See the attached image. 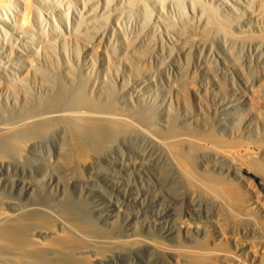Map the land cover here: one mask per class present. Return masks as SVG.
<instances>
[{
  "label": "rangeland",
  "instance_id": "obj_1",
  "mask_svg": "<svg viewBox=\"0 0 264 264\" xmlns=\"http://www.w3.org/2000/svg\"><path fill=\"white\" fill-rule=\"evenodd\" d=\"M50 1H52V0H50ZM54 1H56L58 3V0H53V3L55 4L56 2H54ZM93 1H94V3H93L94 6H95V4L96 5L100 4L99 2H101V1L96 0L97 3H95V0H91V1L89 0L88 1L89 4L87 3V5H86L88 8L87 7H85V8L89 9L90 13L93 12V17L95 16V14H99V15H101L100 18L105 19V20L98 19L99 20L98 21L97 15H96L97 17H95L97 21L94 20L92 17V13L91 14L87 13L88 10H86L84 8L85 9V11H84L83 7L80 6L79 7L80 9L78 8V11L80 13V10H81V12L83 14L82 15L83 19L81 21H79V24H74V26H73L74 27L73 31H75V30L76 31L81 30V32L83 30H84V32L86 31L85 33L80 32L81 35L82 34L83 35H82V37L78 35V38L79 37H81V38H79L77 41H78V43L82 44L81 45V52L83 54L82 67H86L88 69L90 67L89 70H91V71H89L87 73L84 69H83L84 71L81 70L82 68L81 69L75 68L74 73L73 72L69 73L66 66L61 64L62 62L60 63L57 59H55L53 57V61L55 62V65L53 62V64H51L49 66H46V67L44 66V69L42 68V66L37 65V68L39 66V68L43 69L42 71H40V72H42V74L39 72V70H40L39 68H38L39 73L36 71L37 68H35L31 71L29 76H26L24 73H17L18 75H20V79H19V76H16V73L15 74H9V77H6V76L0 74V76L2 78V79H0V83H2V81L4 80V83H2V85L0 84V90L3 93H5V94L9 93L13 97H18V98L20 96L21 100L23 99V95L27 94L28 98H29L28 100H26L27 102L22 100L21 110L16 111V113L13 115L14 117L12 115H3V118H2V114H0V125L1 126H3L5 123L6 126H8V125L12 126V127H10L12 129L17 127L16 129H14V133L16 132L15 135H13L11 137L9 136L5 139H0V160L4 159V160L14 162V160L16 158L20 157L24 153L23 151H24L25 146L33 143V141H31V139H33L34 143L37 144V146L35 148L36 150L34 152L37 153L36 157L39 158L43 164V166L41 167L42 169L33 170V172L31 174L23 173L22 171L19 172V170L17 171V169L14 166L11 168L12 170L10 169L11 171H10L9 175H10L11 179H18V177L22 178V179H32V181L37 185L33 189V192H32L33 194L32 193L30 195L25 194V193L21 192L19 189L13 191L11 189V185L0 186V191H1L0 192V224H1L0 225V264H102V263H104V264H132V263L133 264H139V263L140 264H190V263L196 264V262H197V264H200L201 262H202L201 264H208V263L209 264H221L217 260V258L222 256L223 255L222 253H224V251H225V246L220 241V234H221V231H222L223 226H224V224H223L224 223V219H223L224 213L226 212L224 210H227L226 206L230 204L232 211L234 210V212H235L234 213L231 211V215H233V217H235V215L238 214V211L235 210L237 203H239L240 200L244 201L247 198H244V196H242V197L240 196V193L238 191V187L235 184H233L231 186L226 185L225 180L223 179L222 175L218 171H208L207 166H206L208 163L209 157H213L214 155L220 153V150L222 149V142L218 138H216L212 133H209V131L206 127V124H207V116H205L206 113H205L204 109L199 110L198 106L195 103V99L191 93L193 88L198 89L199 91H201L200 93L198 92L199 96H201V99H202L201 101L202 102L205 101V92H206L205 90H206V86H207L205 74H207V68H208V64H209L208 63L209 56H208V52H207L206 38H204V36L206 37V35H207L206 29H204L206 27V25H205L206 22H205V19L204 20L202 19L204 17V15L202 14L203 15L202 16L200 14V13H202L203 8L200 7V8H202V9H200L198 7L199 4H197L196 7H198L197 8L198 9V12H197L198 15L195 18V15L190 13L189 9L187 10L183 5L182 6L183 9L185 8L186 10H184V11L182 10L183 14H182V12L180 13L181 10L179 11V13L182 16L184 15V13L186 14V16H183L185 21L183 22V20H182V22H183L182 23L183 25H182L181 19H183V18H181V15L178 13V10L180 8L175 6L174 0H168V1L163 0V2L161 1V3L165 2V4H163V6L160 5V10H161L160 13H158L153 7L150 6V9H148L149 15H147L148 10L143 9L144 6H142L140 3V5L138 7L140 10L139 9L138 10H139V12L141 11L140 12L141 14H143L142 13L143 11L144 12L147 11L146 15L149 17V16H151L150 13H152L150 10H152V8H153L152 11H154V12L152 14L155 15L157 13L155 15V18H158V17L161 18L162 17L163 20L165 19L164 23H162L163 21L161 20V22H159V24H160L159 25L156 21L153 22V21H151V19L149 20V18L147 16H145V13L142 16L139 12H136L137 14L132 13V15L128 14L129 16L127 15V13H125L123 15H126V16L123 17L121 14L122 12L120 11L121 13L118 12V14L119 15L121 14L120 17L121 16L122 17L120 19L123 18L122 19L123 22L122 21L118 22L119 15L116 12H114L113 13L114 15H115V13L117 14L116 15L117 19H115V16L112 15V13L108 12V14H111V16H113V18L111 16H109L107 14V12L105 11V9L103 8L102 2H101L102 5L100 4V6L99 5L97 6L99 8V10H101V11L98 12L99 11L98 9H96V11H93L94 7L91 6L92 3L90 4V2H93ZM124 1H128V0H124ZM169 1L170 2L173 1V2L170 3ZM177 1L178 0H176V2ZM203 1L205 2V0H200L201 3H203ZM61 2L64 3L65 0L64 1L62 0ZM67 2L69 3V0ZM67 2L64 3L65 5L64 4L63 5L62 4L61 5L55 4L56 8L58 10L60 9L62 11L64 9L63 12H65L66 8L69 10L70 5H71V1L69 4H67ZM120 2H121V0H120ZM178 2L180 3V5ZM178 2L176 3V5L181 6L182 5L181 0ZM118 3H119V1L117 0L116 4L119 5ZM166 3L169 5V7ZM172 3H174V4H172ZM66 4L68 6H66ZM170 4H172L174 6L172 7V5H170ZM88 5H90V6H88ZM60 6L63 7V9ZM199 6H201V5H199ZM58 7H60V8H58ZM91 7H93V8L91 9ZM163 7L167 10H165V9L162 10ZM166 7H168V8H166ZM176 8H178V10H176ZM102 9L105 12H102L103 11ZM172 9L173 10L175 9L174 11H176V12H174ZM165 11H166V13H165ZM186 12L191 14V17H190V15H189V17L191 18L192 21L186 20V19H189V17H187L188 14ZM138 13L141 17H139ZM174 13H176V14H174ZM88 14L91 15L92 20L90 18V15H88ZM104 14H107V16H109L110 18L107 17L106 15H105L106 16L105 17ZM164 14H165V16H164ZM80 15H81V13H80ZM174 15H177V16H174ZM178 15H180V16H178ZM169 16L172 17L170 20H169V18H167ZM199 16L202 17L201 18L202 20H199L200 19ZM132 17H133V19L134 18L135 19L132 20ZM144 17L148 18L147 21L144 20ZM173 17L174 18L176 17L177 20L176 19L174 20ZM87 18L88 19L90 18L89 21ZM178 18H179L180 22H179ZM193 18H195V20H193ZM106 19H107L108 23H106L107 22ZM111 20H113V21L111 22ZM135 20H136V23H134ZM139 20L141 22L145 21L144 23H146V24L138 23V22H140ZM31 21L34 22V24L38 23V25L36 24V26H37L36 27L37 29L35 28L36 30L40 29L41 27L44 28V24H42L43 26L40 27L41 24L39 25V23H41V22H39V21L35 22V20H33V19ZM87 21H88V23H87ZM116 21L119 25L116 23ZM150 21H151V23L153 22L152 24H154V23L158 24L159 27L156 26V27H158V28H156L155 24H154V26H152V28H151V24L149 23ZM84 22L86 24H84ZM109 22H111L110 23L111 28H108L109 29V31H108L106 26L110 27ZM120 22H122V23H120ZM129 22H132V23H129ZM190 22H192V23H190ZM47 23H49V24H47ZM47 23L45 24V26H46L45 28H47V29H45V28L44 29L48 30V31L50 30L48 32L49 33L48 37L50 36L49 37L50 39L52 37L59 39L57 37L58 34H56L55 31L54 32L52 31L54 29L51 30V28H50V26H52V23L51 22H47ZM81 23L84 25L82 26ZM124 23H125V25H124ZM195 23L197 24L196 25L197 27L194 26ZM105 24H106V26H105ZM129 24H131V25H129ZM136 24L137 25L139 24V25L137 26ZM179 24H180V27H182V28L179 27ZM47 25H48V27H47ZM85 25L90 27V29H92L93 31H90V29H88V31L85 30L86 28H88V27H85ZM143 25H145L146 27L145 26L143 27ZM199 25L201 26V28L203 30L201 28H199L200 30H198ZM77 26H79V28ZM80 26L82 27L83 30L80 28ZM92 26H94L93 28L98 27L96 29L97 33L94 31L95 29L91 28ZM100 26H105V27H103V29H101L102 27H100ZM118 26L123 27L122 28L123 31L125 33H128V35H126V36H128L127 38H129V41L127 38H124V37H126V36H124L125 33L123 34V31L121 32V29ZM149 26L151 29L149 28ZM160 26H162L161 29H160ZM190 26H194V29H191ZM114 27L117 29H113ZM76 28H78V30ZM104 28H105V30H104ZM185 28H187V30ZM98 29H100L99 31H101V37H100V33H98L99 31H97ZM156 29H157V32H155ZM159 29L162 30L163 32H161ZM184 29L186 30V32ZM188 29H189V31H188ZM195 29H196V31H195ZM110 30H114L116 32L114 33V31H110ZM91 32L96 37H94ZM102 32H104L105 34ZM159 32L161 33V36L159 35L160 34ZM78 33L79 32H77V34ZM89 33L92 34V35L90 34L91 37L89 36ZM166 33L170 34L171 36L173 35L172 37L176 38L175 40H178V43H176V44H172L170 42H169L170 44L167 43L168 41L164 40V39H166V37H165ZM191 34H193L192 36L195 35L194 38L199 37V39L200 38H202V39H200V41H199V39L197 40L196 38H195V40H193V37H192V39L189 38L191 40L188 41L187 37H189L188 35H190V37H191ZM92 36L94 38L93 42H92V39H93ZM162 36H164V38H160ZM185 36H187V37H185ZM49 38H48V40H49V43L51 44L50 54L55 55L56 52L53 50L56 49V50L60 51L62 49L61 41L54 39V38L52 39L53 40L52 41ZM88 38H90L91 40L90 39L88 40ZM99 39H100V41H99ZM102 40H103V42H102ZM126 40H127V42H126ZM180 40L182 41L181 42L182 44L179 43ZM54 41L56 42V44ZM71 41H73L72 45L75 46L76 41H74V40H71ZM71 41H69V44H71ZM195 41H196V43H195ZM197 41H198V43H197ZM201 41H202V43H201ZM85 42H86V44H85ZM88 42H89V45L87 44ZM93 43H94V45L96 44L95 45L96 47L93 46ZM127 43H128V45H127ZM167 44L170 45L171 47H169ZM183 44H185V45H183ZM197 44L199 45L200 48L198 47ZM200 44H202V45H200ZM189 45L192 46L191 49H190ZM97 46H98L99 50H101V51L98 52ZM184 46H186V47H184ZM176 48H177V50H176ZM93 49H95L97 51H93ZM52 51L55 53H53ZM178 52L181 55H179ZM192 52H193V54H192ZM204 52H206V53H204ZM198 55L201 58V60L198 57ZM200 61H201V64H200ZM194 62H196V66H195ZM203 62H204V65H203ZM176 63H177V66H176ZM200 65H202V66H200ZM54 66H56V67H54ZM171 66L174 68H172ZM76 69L79 71H76ZM171 69H173V70H171ZM175 69H176V71H175ZM34 70L36 71V73ZM44 70L45 71L47 70L49 75H48L47 71L45 72L47 74H44L43 73ZM49 71L52 73L50 74ZM194 71H197L199 73L194 72ZM216 71H218V73ZM67 73L73 74L72 76L75 78V81H73V82L67 81L64 78V75ZM215 73L220 74L219 70L216 68H215ZM43 74H44V76H43ZM192 74H194V75H192ZM40 75H42L43 78H41ZM50 75H53V78L51 77V79H50ZM55 75H57V79H56ZM21 76H22V78H21ZM192 76H194V78ZM11 77H12V79H13V77H15V79H13V81H12V79H10ZM91 77H92V79H91ZM105 77H107V78H105ZM76 78L78 79L77 81H76ZM16 79L19 80L18 83H16L17 82ZM108 79L111 80V82L106 81ZM20 80H21V82H20ZM46 80L47 81L50 80L49 81L50 83L47 82ZM80 80H81V83H80ZM9 81L11 82V84L9 83ZM24 81H26V84H24ZM195 81H197V82H195ZM200 82H202V83H200ZM19 83H21V84H19ZM28 83L29 84L31 83L30 84L31 86L30 85L27 86ZM92 83H95L96 85H93ZM190 83L193 86L195 83L196 87L190 86ZM7 84H9L10 87ZM43 84H44V86H48V90L47 89L40 90V87H43L42 86ZM76 86H78V87H76ZM81 86H82V88H81ZM102 86H104V87H102ZM72 88H74V89H72ZM87 89H90L92 92L90 90L88 91ZM72 90L75 93H73ZM33 91H35V94ZM78 91L84 92V93H80V95H79ZM15 94H16V96H15ZM74 94L76 96H74ZM62 96H63V98H62ZM136 96L140 97V102H139V100H137ZM165 98H167V99H165ZM187 98H188V100H185ZM33 99H35V100H33ZM39 99H41V100H39ZM83 101H85V102L83 103ZM134 102H136V104ZM187 102H188V104H186ZM151 103L163 104L168 109L169 113L168 112L162 113L161 111H160L161 114L157 113V111L153 107H151ZM179 103L181 104V106H179L180 105ZM37 104H38V106H37ZM100 104H101V106H100ZM45 106H47V107H45ZM174 106H176V107H174ZM30 107H31V109H30ZM39 107H40V109H39ZM36 110L38 112H36ZM42 110H43V112H41ZM45 110H47V111H45ZM48 110H49V112H48ZM95 110H97V111H95ZM173 110L176 111L175 112L176 114L174 113ZM83 111L84 112L86 111L85 114L86 115L88 114V115L87 116L84 114L82 115L81 113H84ZM91 111L93 113L95 112L96 116H95V113H94V115L91 114L92 113ZM62 112H64L65 114ZM192 112H193V115H192ZM53 113H55V114L58 113V116H60L61 114L62 115L64 114V118L61 115L62 117L60 116V118H56V119L51 118L50 120H47V121L44 119V118L52 117ZM59 113H61V114H59ZM74 113L75 114L77 113V115L74 116ZM38 114H40L41 117H43L44 121L42 120L41 117L39 118ZM42 114L44 116L49 115V114H52V115L51 116L49 115L48 117H46V116L44 117ZM55 114L53 116L57 115V114L56 115ZM69 114L72 116V118ZM97 114H101L104 116L99 115V117H97ZM115 114H117V115H115ZM22 115L24 116L25 119L22 118L23 117ZM36 115L38 117H35ZM91 115H93V116H91ZM105 115H107V116H105ZM15 116H17V117H15ZM84 116H85V118L83 119ZM100 116L102 118H100ZM114 116L116 118H114ZM117 116H121V117L117 118ZM34 117L37 119H34ZM93 117H94V119H93ZM106 117H108V118H106ZM32 118L35 120L34 121L35 123L33 125L35 127H33V126H31L32 128L27 127L25 125V123H27L26 121H28L29 119H32ZM62 118H63V120H62ZM77 118L80 120H77ZM119 118L126 119V120L124 122V120H121ZM40 119H41V121H40ZM64 119H66L65 120L66 122L64 121ZM57 120L59 122H57ZM127 120H129L130 122ZM22 121L23 122L25 121V123L22 124L21 123ZM37 121H38V123H37ZM49 121H50V123H49ZM62 121L65 125L62 123ZM86 121H89V122H86ZM109 121H111V122H109ZM115 121H116V123H115ZM118 121H119V124H118ZM158 121H159V123H158ZM71 122H73V123H71ZM131 122H132V124H131L132 126L130 125ZM19 123H21V125ZM126 123H128V126H126L127 125ZM17 124H19V125H17ZM59 124L61 125V127L59 126ZM13 125H15V126H13ZM110 125H113V126H110ZM119 125H121L123 129ZM123 125H124V127H123ZM164 125H167V126H164ZM191 125H193V126H191ZM18 126L19 127L21 126V127L19 128ZM54 126H55V128H54ZM77 126H78L79 130H81V131L78 130ZM89 126H91V127H89ZM133 126H135V127H133ZM58 127H60V128H58ZM125 128H126V131H125ZM136 128H138V129H136ZM141 128H142L143 132L140 131ZM168 128H170V129H168ZM19 129H21V130H19ZM44 129H47V130H44ZM131 129H133L132 130L133 132L130 131ZM16 130H18V131H16ZM28 130L32 131L33 133L28 131ZM35 130H37V131L35 132ZM51 130H53V131H51ZM137 130L139 133L136 132ZM43 131H44V133L46 131V133L45 134L42 133ZM63 131L64 132L67 131V133H64ZM123 131H125V132L123 133ZM148 131L150 132L149 134H151V135H149V137H148L147 133H145V135L143 134L144 132H148ZM25 132H27V133H25ZM28 132H30V135ZM48 132H50V133H48ZM71 132H74L75 137H74L73 133H71ZM128 132H129V134H128ZM20 133H23V134L20 135ZM54 133H56V135ZM62 133H64V134H62ZM61 134L63 136L65 135V136L62 138ZM95 134L98 137H96ZM195 134L200 135V136L196 137ZM83 135H85V136H83ZM125 135H128V136H125ZM152 135H154V137H152ZM89 136H90V138H89ZM177 136H178V138L179 137L181 138V139L179 138L180 141L177 138ZM155 137H157V139H159L160 142L163 140V142L158 143V140H156ZM174 137L177 139V142H176V139ZM86 138L87 139L89 138V139L87 140ZM190 138H192V139H190ZM144 139L147 140L148 142L144 141ZM166 139H169V140L165 141ZM36 140H38V141H36ZM191 140L193 142H191ZM198 140L202 141V142H198ZM10 141H12V142H10ZM43 141H45V142H43ZM124 141H127L126 144ZM40 142L42 143V146H41ZM46 142L47 143L49 142V143L47 144ZM194 142L197 144H195ZM203 142H205V143H203ZM6 144H7V146H6ZM44 144H46L45 148H44ZM176 144H178V145H176ZM190 144H191V146H189ZM203 144H204V146H203ZM17 145H18V148H17ZM50 145H51L52 149L51 148L48 149ZM173 145H174V147L176 146L175 149H174ZM179 145H180V147H179ZM209 145H211V146L215 145V147L213 146V148H212ZM147 146H148V148H146ZM249 146H250V148L253 149L255 144L250 142ZM40 147L43 149L44 154H43V151ZM118 147H120V148L118 149ZM123 147H124V149H123ZM167 147H168V150H167ZM181 147H183L185 150ZM216 147L218 148L217 151H215ZM155 148H157V149H155ZM191 148L193 150H190ZM202 148H204L205 150ZM21 149H22V151H21ZM145 149L147 150V152ZM153 149H154V151H153ZM19 150H20V152H19ZM120 150H121V152L122 151L124 153L126 152L127 156L124 153L121 154ZM142 150H145V152ZM159 150H161V152H159ZM182 150H184V151H182ZM187 151H188V153H187ZM212 151H214V152H212ZM166 153L168 156H166ZM169 153H172L173 155L171 154L169 156ZM15 154L17 156L18 155L19 156L17 157ZM111 154L114 156H112ZM144 154H145V157H148V159L144 158ZM162 154H163V156H162ZM42 155L44 157H41ZM149 155L150 156L154 155V158H151ZM177 155H179V156H177ZM204 155H205V157H204ZM161 156H162V158L164 157L163 158L164 160L161 159ZM171 156L173 157L174 161H177L178 163L173 162V159L171 160ZM155 157H157L160 160H158ZM184 157H186V158H184ZM192 157H193V159H191ZM167 158H169V159H167ZM55 159H56V161H55ZM85 159H86V161H85ZM182 159H183V161H182ZM135 160H136V162H135ZM157 160H158V162H157ZM167 160H169V161H167ZM126 161H128V163H130L132 165H130L128 167L127 166H121V163L122 162L127 163ZM162 161H164V162H162ZM203 161L205 162V164ZM166 162H167L166 169H165V167L162 169V167L165 166L164 164H166ZM170 162H171V165L169 164ZM175 163L177 165H180V167H178L177 165H176L177 166L176 167ZM182 163H185V164H182ZM187 163H188V166H187ZM197 163H198V165H197ZM160 164H162V165H160ZM168 164H169V167H168ZM156 166H159V167H156ZM253 167L258 169L264 175V164H262L261 166L253 164ZM180 169L183 172L185 171V173H182V171ZM110 170L113 172L114 175L112 174V172ZM172 170L175 172L173 173ZM178 171L180 172V174ZM193 171H194V173H193ZM15 172L17 173V175L15 174ZM49 172H50V174H49ZM118 172L120 173V175ZM186 172L188 173V175ZM123 173H124V175H123ZM160 173H161V176H160ZM163 173H165V174L163 175ZM166 173H168V174H166ZM202 173H204V174H202ZM156 174H157V176H155ZM140 176H143V178ZM173 176H174V178H173ZM156 177H158V178H156ZM191 177L193 178V180H191ZM213 177H214V179H213ZM141 178H142V180H141ZM163 178H165V179L163 180ZM166 179L168 181H165ZM195 180H197L200 183V185L201 184L202 185L200 186L199 183L196 182ZM144 181H145L146 185H144ZM149 181L150 182L152 181V182L150 183ZM174 181H175V183H174ZM186 181H188V182H186ZM107 182H108V184H107ZM113 182L116 184L115 187L113 185H111V184H113ZM206 183H208V184H206ZM136 184H137V186H136ZM141 184H143V185H141ZM193 184H195V185H193ZM41 185H43V186H41ZM160 185H161V187H160ZM163 185H165V186H163ZM220 185H222V187ZM138 186H139V188H138ZM156 186H157V188H156ZM189 186H191V187H189ZM168 187L171 188V190H169ZM212 187H214V188H212ZM220 187H221V190L219 189ZM228 187H230V188H228ZM193 188L195 189L194 193H193ZM166 189H168L169 191ZM34 190H36V191H34ZM155 190H157L158 192ZM172 190H173V192H172ZM199 190H200V193H199ZM221 191H222V193H221ZM125 192L127 193L128 196H132V197H136V198L140 199L141 201L144 202V204H141V203L135 204L133 201L126 200L124 198V195H123ZM195 192H197V194ZM204 192H205V194H204ZM211 192H213V193H211ZM191 194H192L193 198H195V199L190 200V199H192ZM193 194L195 195V197ZM212 195H213V197H212ZM226 195H228V196H226ZM235 196L238 198H236ZM144 197H146V199ZM4 198H6V199H4ZM205 198H206V200H204ZM217 198H219V199H217ZM110 199L113 201L115 200L114 201L116 203L115 207L110 206L108 204V200H110ZM208 200H210L209 203H208ZM223 200L225 202H223ZM12 201H13V203H16V204L19 203V204H17L18 210L15 211L13 209H9L10 207H8V202H12ZM162 201H164V202H162ZM184 203H186V204H184ZM224 203H226V204H224ZM209 204H210V206H209ZM38 205L42 208L40 209V207H38ZM165 205H167V206H165ZM120 207H122L123 210ZM206 208L208 210V213H206L207 212ZM221 208H222V210H221ZM6 209H8V210H6ZM183 209L185 210V212ZM140 210H141V212H140ZM188 210H190V211L188 212ZM118 211H122V212L119 214ZM103 213H108L109 215H106V214L103 215ZM138 213L140 216L138 215ZM190 214H192V216ZM168 215L171 216L172 218L170 219V217ZM177 215H179V216H177ZM212 215L214 216L213 218H212ZM220 215H222L223 217ZM195 216H197V218ZM199 216H200V218H199ZM146 217H148V218L146 219ZM210 217L212 220L210 219ZM60 221H62V222H60ZM155 221H157L156 225H155ZM220 221H223L222 225H221ZM24 223H26V224H24ZM197 223H199V224L201 223V225H199ZM53 224H55V225H53ZM64 226L67 229L66 231H64L65 230ZM174 227H176V228H174ZM192 227H194V229ZM204 227H206V228H204ZM31 228H32V230H31ZM139 228H140V230H139ZM185 228H189V229H185ZM205 229H207V230H205ZM217 229H218V231H217ZM186 230H188V232ZM33 231H34V233H33ZM40 231L42 232V234ZM55 231H59V232H55ZM51 232H53V233H51ZM70 232H72V234ZM20 234H22V236ZM43 234H44V236H46V238L43 236ZM190 235H192V236H190ZM4 236H6V237H4ZM2 237H4V238H2ZM38 237L41 240L42 244H41L40 240L38 239ZM200 239H202V240H200ZM214 239H215V241H214ZM72 240L73 241L75 240V241L73 242ZM59 241H62V242H59ZM26 242H28V243H26ZM57 242H59V243H57ZM1 244H4V245L1 246ZM56 244L58 247H55ZM202 244L204 245V247ZM208 244H210V245H208ZM205 245H208V247ZM212 245H213V248L209 247ZM20 248L23 250H21ZM26 248H27V250H25ZM38 249H39V251H38ZM30 250H31V252H29ZM176 254H178L180 256H177ZM182 254H183V256H182ZM25 255H27V256H25ZM45 255H47V256H45ZM179 257H181V259ZM169 258H170V260H169ZM177 258H179V261H177ZM183 258L185 260H182ZM199 258H201V259H199ZM116 259L119 261H117ZM188 259H189V261H188ZM200 260H203V261H200ZM14 261H16V262H14ZM17 261H18V263H17ZM101 261H103V262H101ZM186 261H188V263Z\"/></svg>",
  "mask_w": 264,
  "mask_h": 264
},
{
  "label": "bare ground",
  "instance_id": "obj_2",
  "mask_svg": "<svg viewBox=\"0 0 264 264\" xmlns=\"http://www.w3.org/2000/svg\"><path fill=\"white\" fill-rule=\"evenodd\" d=\"M62 0H58V3L56 1L55 4L56 5H63L65 2H67L65 0L64 3L61 2ZM64 1V0H63ZM71 1V5H70V9L67 10L65 9V12L63 7H61L63 9L62 10H58L56 8V5L53 3V0L50 1V0H0V74L6 76V77H9V74H15L16 73V76H19V79H20V75H18L17 73H24L26 76H29L31 71L35 68H37V65L39 66H42V68L44 69V66H49L51 64H53V57L55 59H57L61 64H63L64 66H66L67 70L69 73H74L75 72V68H82L81 70H85L87 73L91 70L90 67L89 69L86 68V67H82V59H83V54L81 52V45L80 43H78V39L82 37L81 33L84 32V30L82 29V27L80 26V28L83 30L81 32L80 31H73L74 29V24H79V21H81L83 19L82 17V12L80 10V13L78 11V8L81 6L83 7V9L85 7H87V3L89 0H69V3ZM91 1V0H90ZM98 1H101L103 3V8L105 9V11L109 13H112V15H114L113 13L116 12L118 14L121 13L122 16H126V15H123L125 13H127V15L131 14L132 13H136V12H139V5L141 3L143 7V9H150V6L153 7L158 13L161 12L160 10V5L163 6L164 3H161V1L163 2V0H128V1H124V0H118L119 1V5H117V0H98ZM113 3H112V2ZM164 1H168V0H164ZM180 1V0H178ZM177 1V2H178ZM101 2H99L101 4ZM116 2V3H115ZM139 4H138V3ZM170 2V1H169ZM173 2V1H171ZM170 2V3H171ZM176 0H174V3H175V6H177L178 8H180L178 10V8H176V10H178V13L180 11V13L182 12L183 14V11L184 10H188L189 9V12L194 14L195 15V18L197 17V12H198V7H202L203 10H202V13H200L201 15L203 14L204 17L202 18L201 16H199V20H204L205 19V25L206 27L204 29H206V32H207V35L206 37L204 36V38H206V45H207V52H208V56H209V61H208V68H207V74H205L206 76V92H205V101L202 102L201 100V96H199V93L201 91H199L198 89L196 88H193L192 90V95L195 99V103L196 105L198 106L199 110H202L204 109L205 111V116H207V124H206V127L209 131V133H212L216 138H218L221 142H222V149L220 150V153L219 154H216L214 155L213 157H209V160H208V163H207V169L208 171H218L223 179L225 180L226 182V185H233L235 184L237 187H238V191L240 193V196H244V198H247L246 200L242 201L240 200L239 203H237V206H236V209L238 211V214L235 215V217H233V215H231V206L230 204L227 205V210H224L226 211L224 213V226H223V229L221 231V234H220V241L222 242V244L225 246V251L224 253H222L223 255L218 257L217 260L221 263V264H264V175L263 173H261L258 169H256L255 167H253V164H256L258 166H261L262 164H264V0H205V2L203 1V3L200 2V0H181V6H178L176 5ZM183 2V3H182ZM67 2V4H69ZM92 3L91 6V9L93 8V11H96V9L99 10V8L97 7L98 5L100 6V4L94 6V1L93 2H90V4ZM95 3H97V1L95 0ZM143 3V4H142ZM172 3V4H174ZM179 3V2H178ZM66 4V6H68ZM89 4V3H88ZM167 4V3H166ZM170 4V5H172ZM197 4L201 5L198 7ZM203 4V5H202ZM65 5V4H64ZM102 5V4H101ZM168 5V4H167ZM166 5V6H167ZM180 5V3H179ZM186 8L183 9V6ZM90 6V5H88ZM174 5H172L173 7ZM58 7V8H60ZM96 7V8H95ZM141 7V6H140ZM165 7V6H164ZM162 8V10H164L165 8ZM169 7V5H168ZM166 7V8H168ZM171 7V8H172ZM182 7V8H181ZM88 8V7H87ZM101 8V7H100ZM152 8V10H153ZM200 8V9H202ZM80 9V8H79ZM82 9V10H83ZM86 9V8H85ZM84 9V11H85ZM95 9V10H94ZM139 9V10H138ZM88 10L87 13H90L89 12V9H86ZM103 10V9H102ZM138 10V11H137ZM150 10L152 13L154 11ZM167 10V9H165ZM169 10V9H168ZM173 10V9H172ZM175 10V9H174ZM173 10V11H174ZM183 10V11H182ZM91 11V10H90ZM101 10H99L98 12H100ZM104 10L102 12H105ZM121 11V12H120ZM143 11V10H142ZM97 12V13H98ZM141 12V11H140ZM139 12V13H140ZM147 12V11H146ZM146 12H142L143 14L145 13V16L149 15V10L147 12V15H146ZM164 12V11H163ZM176 12V11H174ZM188 12V11H187ZM186 12V13H187ZM201 12V11H200ZM84 13V12H83ZM92 13V17H93V12ZM90 13V14H91ZM115 13V19H117L116 17V14ZM138 13V15H139ZM150 13L151 16H147L149 18V20L151 19V21H156L158 24L159 22H161V20L163 21L162 23H164V20L163 18L161 17H158V18H155V15L157 14H152ZM166 13V11H165ZM168 13V12H167ZM170 13V12H169ZM179 13V14H180ZM88 14V15H90ZM95 14V13H94ZM101 14V13H100ZM103 14V13H102ZM107 14H104V16ZM120 14V15H121ZM137 14V13H136ZM141 14V13H140ZM143 14H141L143 16ZM176 14V13H174ZM189 17H191V14L187 13ZM87 15V16H88ZM97 20L98 19H101V20H105V19H102L100 18L101 15L99 14H95V16L93 17L94 20H96L95 17H97ZM109 16H111V14H108ZM119 15V14H118ZM119 15V21H122V19H120ZM128 15V16H129ZM153 15V16H152ZM181 15V14H180ZM178 15V16H180ZM202 15V16H203ZM105 16V17H106ZM107 16V17H109ZM135 16V15H134ZM133 16V17H134ZM165 16V14H164ZM171 16V15H170ZM167 17L169 18V20L172 18V17ZM174 16H177V15H174ZM183 16H186V14L184 13ZM183 16L181 15V18H183ZM104 17V18H105ZM113 18V16H111ZM132 17V20H134ZM138 17V16H137ZM139 17H141L139 15ZM145 18L144 17V20L147 21L148 18ZM189 17V19H186L187 21H190L191 18ZM194 17V16H193ZM90 18H91V15H90ZM89 18V19H90ZM110 18V17H109ZM108 18V19H109ZM111 18V19H112ZM126 18V17H125ZM174 18V17H173ZM180 18V19H181ZM186 18V17H185ZM195 18H193V20H195ZM202 18V19H201ZM35 20V22L39 21L41 23H39L40 27L43 26L42 24H44V28L46 27L45 24L47 22H51L52 23V26H50L51 30L53 32L55 31L57 35V38H54L52 37L51 39L48 37V30H45L47 28H43V27H39L40 29L36 30L37 26L36 24L38 25V23L34 24V22H32L31 20ZM88 19V18H87ZM88 19V21H89ZM114 19V20H115ZM139 19V18H138ZM176 19V17L174 18V20ZM92 20V18H91ZM96 20V21H97ZM131 20V19H130ZM143 20V19H142ZM148 20V21H149ZM167 20V19H166ZM177 20V19H176ZM179 20V18H178ZM185 21L184 18L181 19V24L183 23L182 22ZM85 21V20H84ZM87 21V23H88ZM95 21V22H96ZM99 21V20H98ZM107 21V19H106ZM110 21V20H109ZM113 20H111L112 22ZM140 21V20H139ZM145 21H140L138 23H143V24H146L144 23ZM151 21L149 22L151 24V28L152 26H154V24L151 23ZM192 21V20H191ZM198 21V20H197ZM83 22V21H82ZM86 22V21H85ZM84 22V24H86ZM103 22V21H102ZM101 22V23H102ZM109 22V25L110 23ZM123 22V21H122ZM120 22V23H122ZM125 22V21H124ZM176 22V21H175ZM180 22V20H179ZM200 22V21H199ZM203 22V21H202ZM90 23V22H89ZM93 23V22H92ZM105 23V22H104ZM108 23V21L106 22ZM117 23V21H116ZM129 23H132V22H129ZM136 23V20L135 22ZM133 23V24H134ZM148 23V22H147ZM148 23V24H149ZM174 23V22H173ZM192 23V22H190ZM194 23V22H193ZM197 23V22H196ZM195 23L194 26H196L197 24ZM49 24V23H47ZM82 24V23H81ZM82 24V26L84 25ZM91 24V23H90ZM96 24V23H95ZM118 24V23H117ZM149 24V25H150ZM158 24H155V27L158 26ZM176 24V23H175ZM188 24V23H187ZM186 24V25H187ZM201 24V23H200ZM51 25V24H50ZM88 25V24H87ZM87 25H85V27H88ZM99 25V24H98ZM119 25V24H118ZM121 25V24H120ZM123 25V24H122ZM125 25V23H124ZM131 25V24H129ZM137 25V24H136ZM135 25V26H136ZM139 25V24H138ZM137 25V26H138ZM160 25V24H159ZM166 25V24H165ZM169 25V24H168ZM183 25V24H182ZM190 25V24H189ZM202 25V24H201ZM204 25V24H203ZM91 26V25H90ZM96 26V25H95ZM106 26V24H105ZM105 26H100L102 27L101 29H103V27ZM134 26V27H135ZM142 26V25H141ZM145 25H143L144 27ZM148 26V25H147ZM177 26V25H176ZM194 26H190L191 29H194ZM48 27V25H47ZM79 28V26H77ZM94 26H92L91 28H93ZM120 29H121V32L123 31V27L121 26H118ZM125 27V26H124ZM146 27V26H145ZM159 27V26H158ZM156 27V28H158ZM162 26H160V29H161ZM179 27H180V24H179ZM185 27V26H184ZM187 27V26H186ZM197 27V26H196ZM195 27V28H196ZM204 27V26H203ZM36 28V29H35ZM78 28H76L78 30ZM98 28V27H97ZM97 28H93L95 29L94 31L96 32V29ZM107 30L109 31L108 28H111V25L110 27H107ZM126 28V27H125ZM124 28V29H125ZM148 28V27H147ZM146 28V29H147ZM150 28V26H149ZM150 28V29H151ZM166 28V27H165ZM182 28V27H180ZM199 28H201V26L199 25L198 27V30H200ZM49 29V28H48ZM85 29V28H84ZM88 29H90V27L86 28L85 30L88 31ZM113 29H117V28H113ZM135 29V28H134ZM142 29V28H141ZM159 29V30H160ZM175 29V28H174ZM179 29V28H178ZM177 29V30H178ZM187 30V28H185ZM184 29V30H185ZM202 29V28H201ZM100 29H98L97 31H99ZM105 30V28H104ZM143 30V29H142ZM185 30V32H186ZM203 30V29H202ZM90 31H93L92 29H90ZM110 31H114V30H110ZM118 31V30H117ZM127 31V30H126ZM146 31V30H145ZM161 32H163L162 30H160ZM179 31V30H178ZM182 31V30H181ZM189 31V29H188ZM196 31V29H195ZM77 32H79L77 34ZM81 32V33H80ZM86 32V31H85ZM84 32V33H85ZM116 31H114L115 33ZM155 32H157V29L155 30ZM184 32V33H185ZM92 33V32H91ZM89 33V36L91 37V34ZM97 33V32H96ZM98 33H100V37H101V31H99ZM104 33V32H102ZM125 32L123 31V34ZM152 33V32H151ZM160 33V32H159ZM91 34V35H90ZM105 34V33H104ZM156 34V33H155ZM199 34V33H198ZM78 35L81 36L78 38ZM85 35V34H84ZM96 35V34H95ZM107 35V34H106ZM105 35V36H106ZM115 35V34H114ZM128 35V33H125L124 36ZM135 35V34H134ZM161 36V33L159 34ZM178 35V34H177ZM185 35V34H184ZM187 35V34H186ZM193 34H191V37L190 35H188L189 37L185 36L188 38V41L192 39L193 37V40H195V38L198 40L199 37H195L192 36ZM88 36V37H89ZM94 36V34H93ZM92 36V38H93ZM104 36V35H103ZM173 36V35H172ZM170 34H167L166 33V41H168L167 43H172V44H176L178 43V40H175L176 38L172 37ZM96 37V36H94ZM99 37V38H100ZM128 36L124 37V38H127ZM154 37V36H153ZM52 40L53 38L54 39H57V40H60L61 41V44H62V49L60 51L58 50H53L55 52V55H51L50 54V47H51V44L49 43V40ZM85 38V37H84ZM98 38V37H97ZM133 38V37H132ZM160 38H164V36L160 37ZM183 38V37H182ZM191 38V39H189ZM87 39V38H86ZM90 38H88L89 40ZM128 41H129V38H127ZM202 39V38H200ZM199 39V41H200ZM71 40H74L76 41L75 42V46L72 45V42ZM91 40V39H90ZM94 38L92 39V42H93ZM163 40V39H162ZM163 40V41H164ZM53 41V40H52ZM69 41H71V44H69ZM100 41V39H99ZM158 41V40H157ZM160 41V40H159ZM203 41V40H202ZM201 41V43H202ZM51 42V41H50ZM55 42V41H54ZM97 42V41H96ZM103 42V40H102ZM127 42V40H126ZM182 41L180 40L179 43H181ZM194 42V41H193ZM52 43V42H51ZM129 43V42H128ZM127 43V45H128ZM163 43V42H162ZM169 43V44H170ZM187 43V42H186ZM185 43V44H186ZM196 43V41H195ZM198 43V41H197ZM54 44V43H53ZM56 44V42H55ZM54 44V45H55ZM59 44V43H58ZM86 44V42H85ZM89 45V42L87 43ZM130 44V43H129ZM165 44V43H164ZM163 44V45H164ZM182 44V43H181ZM183 44V45H185ZM189 44V43H188ZM192 44V43H191ZM87 45V46H88ZM96 45V44H95ZM94 43H93V46H95ZM168 45V44H167ZM187 45V44H186ZM195 45V44H194ZM193 45V46H194ZM198 45V44H197ZM202 45V44H200ZM53 46V45H52ZM85 46V45H84ZM91 46V45H90ZM169 47H171L170 45H168ZM175 46V45H174ZM92 47V46H91ZM96 47V46H95ZM164 47V46H163ZM173 47V46H172ZM186 47V46H184ZM188 47V46H187ZM190 49L192 48V46H190ZM195 47V46H194ZM199 47V45H198ZM86 48V47H85ZM93 48V47H92ZM98 48V46H97ZM96 48V49H97ZM165 48V47H164ZM175 48V47H174ZM196 48V47H195ZM200 48V47H199ZM205 48V47H204ZM59 49V48H58ZM206 49V48H205ZM98 52L101 51L99 50V48L97 49ZM95 49H93V51H97ZM172 50V49H171ZM177 50V48H176ZM183 50V49H182ZM173 51V50H172ZM179 51V50H178ZM192 51V50H191ZM202 51V50H201ZM186 52V51H185ZM196 52V51H195ZM203 52V51H202ZM201 52V53H202ZM179 53V52H178ZM206 53V52H204ZM98 54V53H97ZM193 54V52H192ZM198 54V53H197ZM179 55H181L179 53ZM185 55V54H184ZM204 55V54H203ZM100 56V55H99ZM98 57V56H97ZM199 57V55H198ZM197 57V58H198ZM202 57V56H201ZM207 57V56H206ZM200 58V57H199ZM205 59V58H204ZM201 60V58H200ZM27 63V64H26ZM94 63V62H93ZM195 63V66H196V62ZM174 64V63H173ZM200 64H201V61H200ZM54 65H55V62H54ZM203 65H204V62H203ZM38 66V68H39ZM93 66V65H92ZM176 66H177V63H176ZM202 66V65H200ZM53 67V66H52ZM56 67V66H54ZM172 67V66H171ZM38 68L36 69V71L38 72ZM42 68H39V72L42 71L43 69ZM174 68V67H172ZM180 68V67H179ZM215 68L219 70L220 74H216L215 73ZM46 69V68H45ZM48 69V68H47ZM54 69V68H53ZM83 70V71H84ZM173 70V69H171ZM35 71V70H34ZM35 71V73H36ZM47 71V70H46ZM45 70L43 71L44 74H47L45 73L46 72ZM55 71V70H54ZM57 71V70H56ZM65 71V70H64ZM76 71H79L76 69ZM176 71V69H175ZM38 72V73H39ZM50 72V71H49ZM194 72H197V71H194ZM218 73V71H216ZM42 74V72H40ZM52 72H50L51 74ZM65 74L64 75V78L69 81V82H73L75 81V78L72 76L73 74ZM199 73V72H197ZM196 73V74H197ZM8 74V75H7ZM43 74V76H44ZM54 74V73H53ZM79 74V73H78ZM113 74V73H112ZM195 74V73H194ZM192 74V75H194ZM37 75V74H36ZM49 75V73H48ZM47 75V76H48ZM84 75V74H83ZM121 75V74H120ZM199 75V74H198ZM11 76V75H10ZM13 76V75H12ZM41 78L42 75H40ZM56 76V79H57V75ZM82 76V75H81ZM91 76V75H90ZM89 76V77H90ZM94 76V75H93ZM113 76V75H112ZM197 76V75H196ZM195 76V77H196ZM200 76V75H199ZM203 76V75H202ZM31 77V76H30ZM51 77L53 78V75H50V79ZM132 77V76H131ZM194 78V76H192ZM191 77V78H192ZM18 78V77H17ZM22 78V76H21ZM38 78V77H37ZM49 78V77H48ZM47 78V79H48ZM60 78V77H59ZM78 78V77H77ZM76 78V81L78 80ZM84 78V77H83ZM107 78V77H105ZM115 78V77H114ZM198 78V77H197ZM196 78V79H197ZM0 79L1 76H0ZM12 79V77L10 78ZM13 79H15V77H13ZM12 79V81H13ZM46 79V78H45ZM88 79V78H87ZM92 79V77H91ZM112 79V78H111ZM195 79V80H196ZM17 80V79H16ZM22 80V79H21ZM20 80V82H21ZM85 80V79H84ZM95 80V79H94ZM120 80V79H119ZM200 80V79H199ZM19 80H17L16 83H18ZM23 81V80H22ZM30 81V80H29ZM39 81V80H38ZM43 81V80H42ZM47 81V80H46ZM50 81V80H49ZM47 81V82H49ZM65 81V80H64ZM86 81V80H85ZM101 81V80H100ZM106 81H110L111 80H106ZM191 81V80H190ZM194 81V80H193ZM7 82V81H6ZM28 82V81H27ZM84 82V81H83ZM98 82V81H97ZM103 82V81H102ZM101 82V83H102ZM197 82V81H195ZM204 82V81H203ZM2 83H4V80L2 81ZM2 83H0L2 85ZM9 83L11 84V82L9 81ZM23 83V82H22ZM50 83V82H49ZM57 83V82H56ZM80 83H81V80H80ZM85 83V82H84ZM87 83V82H86ZM89 83V82H88ZM131 83V82H130ZM202 83V82H200ZM21 84V83H19ZM24 84H26V81H24ZM31 84V83H30ZM28 83L27 86L30 85ZM38 84V83H37ZM47 84V83H46ZM53 84V83H52ZM66 84V83H65ZM72 84V83H71ZM90 84V83H89ZM93 85H96L95 83H92ZM9 85V84H7ZM67 85V84H66ZM104 85V84H103ZM118 85V84H117ZM31 86V85H30ZM43 87H40V90H44V89H47L48 90V86H44V84L42 85ZM53 86V85H52ZM65 86V85H64ZM68 86V85H67ZM89 86V85H88ZM91 86V85H90ZM105 86V85H104ZM102 86V87H104ZM190 86L194 87L195 86V83H194V86L191 85L190 83ZM199 86V85H198ZM204 86V85H203ZM10 87V85H9ZM66 87V86H65ZM69 87V86H68ZM67 87V88H68ZM78 87V86H76ZM97 87V86H96ZM196 87V86H195ZM12 88V87H11ZM24 88V87H23ZM30 88V87H29ZM82 88V86H81ZM80 88V89H81ZM198 88V87H197ZM56 89V88H55ZM74 89V88H72ZM124 89V88H123ZM174 89V88H173ZM178 89V88H177ZM37 90V89H36ZM59 90V89H58ZM67 90V89H66ZM84 90V89H83ZM88 91L90 89H87ZM14 91V90H13ZM22 91V90H21ZM32 91V90H31ZM30 91V92H31ZM56 91V90H55ZM82 91V90H81ZM91 91V90H90ZM126 91V90H125ZM181 91V90H180ZM34 94H35V91H33ZM73 93H75L73 90H72ZM92 92V91H91ZM100 92V91H99ZM98 92V93H99ZM182 92V91H181ZM199 92V93H198ZM41 93V92H40ZM48 93V92H47ZM79 95L80 93H84V92H80L78 91ZM94 93V92H93ZM138 93V92H137ZM170 93V92H169ZM183 93V92H182ZM70 94V93H69ZM133 94V93H132ZM131 94V95H132ZM189 94V93H188ZM89 95V94H88ZM100 95V94H99ZM16 96V94H15ZM19 96V95H18ZM74 96H76L74 94ZM83 96V95H82ZM86 96V95H85ZM109 96V95H108ZM189 96V95H188ZM106 97V96H105ZM63 98V96H62ZM75 98V97H74ZM78 98V97H77ZM88 98V97H87ZM107 98V97H106ZM137 100H139L140 102V97L136 96ZM173 98V97H172ZM178 98V97H177ZM28 95L25 94L23 95V101H26L28 100ZM109 99V98H108ZM132 99V98H131ZM167 99V98H165ZM179 99V98H178ZM22 100L20 99V96L19 98L18 97H13L12 95H10L9 93L8 94H5L3 93L1 90H0V114H2V118H3V115H14L16 113V111H20L21 110V107H22ZM35 100V99H33ZM41 100V99H39ZM48 100V99H47ZM83 100V99H82ZM90 100V99H89ZM95 100V99H94ZM110 100V99H109ZM108 100V101H109ZM174 100V99H173ZM185 100H188L185 99ZM113 101V100H112ZM134 101V100H133ZM145 101V100H144ZM193 101V100H192ZM27 102V101H26ZM41 102V101H40ZM51 102V101H50ZM78 102V101H77ZM85 101H83L84 103ZM95 102V101H94ZM106 102V101H105ZM126 102V101H125ZM174 102V101H173ZM36 103V102H35ZM98 103V102H97ZM119 103V102H118ZM136 104V102H134ZM169 103V102H168ZM190 103V102H189ZM193 103V102H192ZM32 104V103H31ZM103 104V103H102ZM172 104V103H171ZM180 104V103H179ZM188 104V102L186 103ZM28 105V104H27ZM41 105V104H40ZM97 105V104H96ZM175 105V104H174ZM192 105V104H191ZM38 106V104H37ZM101 106V104H100ZM137 106V105H136ZM181 106V104L179 105ZM193 106V105H192ZM32 107V106H31ZM30 107V109H31ZM47 107V106H45ZM151 107H153L157 113H160L161 112H168V109L163 105V104H157V103H151ZM176 107V106H174ZM38 108V107H37ZM36 108V109H37ZM97 108V107H96ZM138 108V107H137ZM40 109V107H39ZM42 109V108H41ZM95 109V108H94ZM141 109V108H140ZM173 109V108H172ZM171 109V110H172ZM176 109V108H175ZM44 110V109H43ZM43 110L41 112H43ZM124 110V109H123ZM138 110V109H137ZM191 110V109H190ZM35 111V110H34ZM40 111V110H39ZM47 111V110H45ZM97 111V110H95ZM99 111V110H98ZM161 111V112H160ZM174 111V110H173ZM180 111V110H179ZM203 111V112H204ZM23 112V111H22ZM36 112H38L36 110ZM49 112V110H48ZM82 112V111H81ZM80 112V113H81ZM84 112V111H83ZM92 112V111H91ZM176 111H174L175 113ZM47 113V112H46ZM45 113V114H46ZM51 113V112H50ZM64 113V112H62ZM86 111L84 113H81L82 115H86L85 114ZM90 113V112H89ZM95 113V112H94ZM94 113L92 112L91 114L94 115ZM169 113V112H168ZM44 114V113H43ZM42 114V115H43ZM55 113H53L54 115ZM57 114V115H56ZM55 115L56 116H53L52 114H49L50 116L52 115V117H49V118H44L46 121L47 120H50L51 118H60V116L62 115L61 114L60 116H58V113H56ZM65 114V113H64ZM64 114L62 115L63 118H64ZM176 114V113H175ZM201 114V113H200ZM18 115V114H17ZM25 115V114H24ZM35 115V114H34ZM39 115V118L41 117L40 114ZM49 115H45L46 117H48ZM70 115V114H69ZM77 115V113L75 114L74 113V116ZM81 115V116H82ZM88 115V114H87ZM86 115V116H87ZM91 115V116H93ZM99 115L101 114H97V117H99ZM117 115V114H115ZM170 115V114H169ZM181 115V114H180ZM192 115H193V112H192ZM23 116V115H22ZM44 116V115H43ZM44 116V117H45ZM61 116V117H62ZM71 116V115H70ZM95 116H96V113H95ZM94 116V117H95ZM101 116H104V115H101ZM100 116V118H102ZM107 116V115H105ZM109 116V115H108ZM113 116V115H112ZM156 116V115H155ZM159 116V115H158ZM200 116V115H199ZM5 117V116H4ZM14 117V116H13ZM17 117V116H15ZM27 117V116H26ZM35 117H38L37 115ZM34 119H37L35 118ZM80 117V116H79ZM93 117V119H94ZM110 117V116H109ZM118 117H121V116H117ZM160 117V116H159ZM181 117V116H180ZM24 118V116L22 117ZM31 118V117H30ZM38 118V119H39ZM42 120H43V117H41ZM62 118V120H63ZM72 118V116H71ZM85 118V116L83 117V119ZM88 118V117H87ZM86 118V119H87ZM108 118V117H106ZM114 118H116L114 116ZM113 118V119H114ZM171 118V117H170ZM198 118V117H197ZM7 119V118H6ZM21 119V118H20ZM25 119V118H24ZM33 119V118H32ZM27 119L28 121H26L27 123H25V121L21 122L22 124L25 123V125L27 127H31L34 125V119ZM75 119V118H74ZM105 119V118H104ZM112 119V120H113ZM121 120H125L126 119H122V118H119ZM9 120V119H8ZM33 122H32V121ZM61 120V119H60ZM66 119H64L65 121ZM77 120H80L77 118ZM131 120V119H130ZM157 120V119H156ZM161 120V119H160ZM201 120V119H200ZM19 121V120H18ZM17 121V122H18ZM41 121V119H40ZM39 121V122H40ZM44 121V120H43ZM45 121V122H46ZM52 121V120H51ZM129 121V120H127ZM170 121V120H169ZM197 121V120H196ZM8 122V121H7ZM11 122V121H10ZM16 122V121H15ZM57 122H59L57 120ZM56 122V123H57ZM66 122V121H65ZM81 122V121H80ZM86 122H89V121H86ZM106 122V121H105ZM111 122V121H109ZM113 122V121H112ZM122 122V121H121ZM130 122V121H129ZM156 122V121H155ZM173 122V121H172ZM177 122V121H176ZM21 123H19L21 125ZM38 123V121H37ZM47 123V122H46ZM50 123V121H49ZM52 123V122H51ZM63 123V121H62ZM73 123V122H71ZM116 123V121H115ZM159 123V121H158ZM3 124V123H2ZM17 124V125H19ZM45 124V123H44ZM64 124V123H63ZM75 124V123H74ZM105 124V123H104ZM118 124H119V121H118ZM128 126V123H126ZM132 124V122L130 123V125ZM180 124V123H179ZM194 124V123H193ZM205 124V123H204ZM53 125V124H52ZM58 125V124H57ZM56 125V126H57ZM65 125V124H64ZM82 125V124H81ZM97 125V124H96ZM129 125V126H130ZM171 125V124H170ZM15 126V125H13ZM23 126V125H22ZM59 126L61 127V125L59 124ZM69 126V125H68ZM67 126V127H68ZM71 126V125H70ZM94 126V125H93ZM99 126V125H98ZM103 126V125H102ZM110 126H113V125H110ZM121 126V125H119ZM132 126V125H131ZM140 126V125H139ZM164 126H167V125H164ZM179 126V125H178ZM193 126V125H191ZM12 126H6L5 123L3 126L0 125V139H5L7 137H11L13 135H15L14 133V129L10 128ZM19 127V126H18ZM21 127V126H20ZM19 127V128H20ZM35 127V126H33ZM37 127V126H36ZM58 127V128H60ZM65 127V126H64ZM91 127V126H89ZM95 127V126H94ZM97 127V126H96ZM104 127V126H103ZM124 127V125H123ZM135 127V126H133ZM132 127V128H133ZM137 127V126H136ZM156 127V126H155ZM174 127V126H173ZM176 127V126H175ZM32 128V127H31ZM39 128V127H38ZM45 128V127H44ZM55 128V126H54ZM74 128V127H73ZM78 128V126H77ZM86 128V127H85ZM116 128V127H115ZM122 128V126H121ZM131 128V127H130ZM178 128V127H177ZM34 129V128H33ZM53 129V128H52ZM62 129V128H61ZM66 129V128H65ZM76 129V128H75ZM74 129V130H75ZM81 129V128H80ZM89 129V128H88ZM102 129V128H101ZM106 129V128H105ZM112 129V128H111ZM118 129V128H117ZM123 129V128H122ZM138 129V128H136ZM145 129V128H144ZM158 129V128H157ZM170 129V128H168ZM176 129V128H175ZM201 129V128H200ZM206 129V130H207ZM21 130V129H19ZM27 130V129H26ZM41 130V129H40ZM44 130H47V129H44ZM56 130V129H55ZM69 130V129H68ZM79 130V128H78ZM128 130V129H127ZM133 129H131L130 131H132ZM135 130V129H134ZM18 131V130H16ZM30 131V130H28ZM37 130H35L36 132ZM53 131V130H51ZM81 131V130H79ZM78 131V132H79ZM93 131V130H92ZM117 131V130H116ZM121 131V130H120ZM125 131H126V128H125ZM123 131V133L125 132ZM142 131V128L141 130ZM21 132V131H20ZM32 132V131H30ZM30 132L29 135H30ZM55 132V131H54ZM64 132V131H63ZM84 132V131H83ZM88 132V131H87ZM119 132V131H118ZM117 132V133H118ZM133 132V131H132ZM138 132V130L136 131ZM143 132V131H142ZM165 132V131H164ZM172 132V131H171ZM176 132V131H175ZM27 133V132H25ZM33 133V132H32ZM44 133V131L42 132ZM46 133V131H45ZM44 133V134H45ZM50 133V132H48ZM53 133V132H52ZM60 133V132H59ZM64 133H67L64 132ZM62 133V134H64ZM73 133L74 135V132H71ZM70 133V134H71ZM85 133V132H84ZM89 133V132H88ZM97 133V132H96ZM139 133V132H138ZM145 133L148 134V137L150 132H144L143 134L145 135ZM162 133V132H161ZM173 133V132H172ZM171 133V134H172ZM198 133V132H197ZM196 133V134H197ZM23 134V133H20V135ZM39 134V133H38ZM56 135V133H54ZM61 134V135H62ZM86 134V133H85ZM91 134V133H90ZM129 134V132H128ZM158 134V133H157ZM163 134V133H162ZM161 134V135H162ZM175 134V133H174ZM195 134V135H196ZM203 134V133H202ZM207 134V133H206ZM40 135V134H39ZM48 135V134H47ZM60 135V136H61ZM67 135V134H66ZM72 135V134H71ZM88 135V134H87ZM92 135V134H91ZM98 135V134H97ZM120 135V134H119ZM137 135V134H136ZM28 136V135H27ZM36 136V135H35ZM51 136V135H50ZM65 136V135H64ZM62 135V138L64 137ZM82 136V135H81ZM85 136V135H83ZM96 136V134H95ZM117 136V135H116ZM115 136V137H116ZM125 136H128V135H125ZM143 136V135H142ZM166 136V135H165ZM175 136V135H174ZM180 136V135H179ZM197 136H200V135H196ZM22 137V136H21ZM31 137V136H30ZM41 137V136H40ZM45 137V136H44ZM75 137V135H74ZM79 137V136H78ZM88 137V136H87ZM98 137V136H96ZM124 137V136H123ZM152 137H154V135H152ZM151 137V138H152ZM176 137V136H175ZM174 137V138H175ZM181 137V136H180ZM179 137V138H180ZM187 137V136H186ZM185 137V138H186ZM195 137V138H196ZM33 138V137H32ZM39 138V137H38ZM72 138V137H71ZM90 138V136H89ZM88 138V139H89ZM142 138V137H141ZM156 140H158V143L160 142L159 139H157V137H155ZM154 138V139H155ZM178 138V136H177ZM178 138V139H179ZM183 138V137H182ZM200 138V137H199ZM198 138V139H199ZM20 139V138H19ZM23 139V138H22ZM76 139V138H75ZM79 139V138H78ZM87 139V138H86ZM87 139V140H88ZM93 139V138H92ZM91 139V140H92ZM126 139V138H125ZM143 139V138H142ZM173 139V138H172ZM176 139V138H175ZM181 139V138H180ZM179 139V141H180ZM192 139V138H190ZM203 139V138H202ZM11 140V139H10ZM52 140V139H51ZM83 140V139H82ZM127 140V139H126ZM131 140V139H130ZM162 140V139H161ZM169 139H166L165 141H167ZM174 140V139H173ZM194 140V139H193ZM8 141V140H7ZM15 141V140H14ZM20 141V140H19ZM29 141V140H28ZM31 141H33L32 144H29L30 145H27L25 146L24 148V153L18 157L16 154V156L18 158H16L14 160V162L12 161H8V160H0V186H9L11 185V189L13 191L15 190H20L21 192L25 193V194H28L30 195L32 192H33V189L34 187H36L37 185L32 181V179H22V178H19L18 179H11L10 178V171L12 170L11 168L14 166L17 171L19 170L22 171L23 173H28V174H31L33 172V170H38V169H42L41 167L43 166L42 164V161L37 158V153H35L34 151L36 150V146L37 144L34 143V140L31 139ZM38 141V140H36ZM35 141V142H36ZM53 141V140H52ZM93 141V140H92ZM118 141V140H117ZM144 141H147L144 139ZM153 141V140H152ZM155 141V140H154ZM164 141V142H165ZM172 141V140H171ZM175 141V140H174ZM187 141V140H186ZM189 141V140H188ZM12 142V141H10ZM42 142V141H41ZM40 142V143H41ZM45 142V141H43ZM78 142V141H77ZM125 144L127 141H124ZM148 142V141H147ZM163 142V140L161 141ZM160 142V143H161ZM176 142H177V139H176ZM191 142H193L191 140ZM198 142H202V141H199ZM252 142L255 144L254 148H250L249 146V143ZM15 143V142H14ZM47 143V142H46ZM49 143V142H48ZM47 143V144H48ZM130 143V142H129ZM128 143V144H129ZM152 143V142H151ZM167 143V142H166ZM165 143V144H166ZM195 143V142H194ZM205 143V142H203ZM149 144V143H148ZM155 144V143H154ZM168 144V143H167ZM188 144V143H187ZM197 144V143H195ZM45 145L44 144V148H45ZM159 145V144H158ZM162 145V144H161ZM178 145V144H176ZM183 145V144H182ZM251 145V144H250ZM7 146V144H6ZM13 146V145H12ZM41 146H42V143H41ZM118 146V145H117ZM157 146V145H156ZM163 146V145H162ZM191 146V144L189 145ZM204 146V144H203ZM208 146V145H207ZM211 146V145H209ZM215 147V145H213ZM213 146H211L213 148ZM219 146V145H218ZM5 147V146H4ZM3 147V148H4ZM48 147V146H47ZM121 147V146H120ZM118 147V149L120 148ZM158 147V146H157ZM169 147V146H168ZM168 147H167V150H168ZM174 147V145H173ZM176 147V146H175ZM174 147V149H175ZM180 147V145H179ZM193 147V146H192ZM15 148V147H14ZM17 148H18V145H17ZM41 148V147H40ZM52 149L51 145L49 146L48 149ZM122 148V147H121ZM148 148V146L146 147ZM152 148V147H151ZM166 148V147H165ZM171 148V147H170ZM183 148V147H181ZM190 148V147H189ZM195 148V147H194ZM198 148V147H197ZM13 149V148H12ZM42 149V148H41ZM124 149V147H123ZM138 149V148H137ZM157 149V148H155ZM184 149V148H183ZM204 149V148H202ZM217 147H216V150L217 151ZM146 150V149H145ZM145 150H142L145 152ZM166 150V151H167ZM179 150V149H178ZM185 150V149H184ZM182 150V151H184ZM190 150H193L192 148ZM205 150V149H204ZM22 151V149H21ZM38 151V150H37ZM43 151V149H42ZM50 151V150H49ZM80 151V150H79ZM99 151V150H98ZM114 151V150H113ZM126 151V150H125ZM151 151V150H150ZM154 151V149H153ZM165 151V152H166ZM170 151V150H169ZM174 151V150H173ZM196 151V150H195ZM209 151V150H208ZM20 152V150H19ZM52 152V151H51ZM50 152V153H51ZM140 152V151H139ZM147 152V150H146ZM149 152V151H148ZM152 152V151H151ZM150 152V153H151ZM159 152H161V150H159ZM181 152V151H180ZM204 152V151H203ZM214 152V151H212ZM120 153H124L123 151L121 152L120 150ZM153 153V152H152ZM151 153V154H152ZM173 153V152H172ZM172 153H169V156L172 154ZM178 153V152H177ZM176 153V154H177ZM188 153V151H187ZM192 153V152H191ZM194 153V152H193ZM208 153V152H207ZM217 153V152H216ZM10 154V153H9ZM12 154V153H11ZM20 154V153H19ZM43 154H44V151H43ZM117 154V153H116ZM126 155V152L124 153ZM123 154V155H124ZM147 154V153H146ZM150 154V155H151ZM154 154V153H153ZM159 154V153H158ZM161 154V153H160ZM165 154V153H164ZM175 154V155H176ZM180 154V153H179ZM195 154V153H194ZM198 154V153H197ZM209 154V153H208ZM13 155V154H12ZM41 155V154H40ZM112 155V154H111ZM120 155V154H119ZM149 155V156H150ZM155 155V154H154ZM154 155L150 156L151 158H154ZM173 155V154H172ZM52 156V155H51ZM84 156V155H83ZM114 156V155H112ZM127 156V155H126ZM160 156V155H159ZM163 156V154H162ZM161 156V159L164 160ZM165 156V155H164ZM166 156L167 153H166ZM179 156V155H177ZM176 156V157H177ZM194 156V155H193ZM209 156V155H208ZM15 157V156H14ZM41 157H44L43 155ZM190 157V156H189ZM205 157V155H204ZM50 158V157H49ZM70 158V157H69ZM117 158V157H116ZM144 158H147L148 157H145V154H144ZM157 158V157H155ZM160 158V157H159ZM186 158V157H184ZM200 158V157H199ZM44 159V158H43ZM62 159V158H61ZM108 159V158H107ZM158 159V158H157ZM169 159V158H167ZM173 159V157L171 156V160ZM193 159V157L191 158ZM198 159V158H197ZM117 160V159H116ZM132 160V159H131ZM134 160V159H133ZM138 160V159H137ZM145 160V159H144ZM160 160V159H158ZM157 160V162H158ZM166 160V159H165ZM176 160V159H175ZM178 160V159H177ZM187 160V159H186ZM45 161V160H44ZM56 161V159H55ZM86 161V159H85ZM155 161V160H154ZM169 161V160H167ZM183 161V159H182ZM181 161V162H182ZM194 161V160H193ZM119 162V161H118ZM127 163H124L122 162L121 163V166H130L132 164L128 163V161H126ZM136 162V160H135ZM140 162V161H139ZM146 162V161H145ZM164 162V161H162ZM173 162H177V161H174L173 159ZM185 162V161H184ZM191 162V161H190ZM204 162V161H203ZM86 163V162H85ZM88 163V162H87ZM151 163V162H150ZM178 163V162H177ZM192 163V162H191ZM196 163V162H195ZM140 164V163H139ZM164 164V163H163ZM171 165V162L169 163ZM169 164H168V167H169ZM173 164V163H172ZM182 164H185V163H182ZM205 164V162H204ZM75 165V164H74ZM154 165V164H153ZM162 165V164H160ZM165 166L162 167V169L165 167H167V162L166 164H164ZM177 164L175 163V166ZM198 165V163H197ZM178 167H180V165H177ZM176 166V167H177ZM187 166H188V163H187ZM195 166V165H194ZM109 167V166H108ZM136 167V166H135ZM156 167H159V166H156ZM184 167V166H183ZM137 168V167H136ZM150 168V167H149ZM186 168V167H185ZM188 168V167H187ZM196 168V167H195ZM200 168V167H199ZM11 169V170H10ZM118 169V168H117ZM116 169V170H117ZM138 169V168H137ZM174 169V168H173ZM182 169V168H181ZM180 169V170H181ZM191 169V168H190ZM115 170V169H114ZM184 170V169H183ZM187 170V169H186ZM16 171V172H17ZM111 171V170H110ZM109 171V172H110ZM118 171V170H117ZM127 171V170H126ZM131 171V170H130ZM133 171V170H132ZM182 171V170H181ZM15 172V174L17 175V173ZM18 172V173H19ZM108 172V171H107ZM106 172V173H107ZM112 172V171H111ZM115 172V171H114ZM122 172V171H121ZM145 172V171H144ZM152 172V171H151ZM166 172V171H165ZM172 172L174 173L175 171L172 170ZM179 172V171H178ZM200 172V171H199ZM206 172V171H205ZM119 173V172H118ZM117 173V174H118ZM130 173V172H129ZM146 173V172H145ZM148 173V172H147ZM182 173H185V171ZM187 173V172H186ZM190 173V172H189ZM192 173V172H191ZM194 173V171H193ZM197 173V172H196ZM201 173V172H200ZM199 173V174H200ZM12 174V173H11ZM50 174V172H49ZM113 174V172H112ZM165 173H163L164 175ZM168 174V173H166ZM180 174V172H179ZM204 174V173H202ZM34 175V174H33ZM114 175V174H113ZM120 175V173H119ZM124 175V173H123ZM151 175V174H150ZM154 175V174H153ZM176 175V174H175ZM178 175V174H177ZM185 175V174H184ZM183 175V176H184ZM188 175V173H187ZM191 175V174H190ZM189 175V176H190ZM201 175V174H200ZM28 176V175H27ZM45 176V175H44ZM52 176V175H51ZM157 176V174L155 175ZM160 176H161V173H160ZM159 176V177H160ZM181 176V175H180ZM197 176V175H196ZM205 176V175H204ZM218 176V175H217ZM25 177V176H24ZM143 178V176H140ZM171 177V176H170ZM169 177V178H170ZM182 177V176H181ZM201 177V176H200ZM216 177V176H215ZM219 177V176H218ZM102 178V177H101ZM104 178V177H103ZM141 178V180H142ZM152 178V177H151ZM158 178V177H156ZM174 178V176H173ZM209 178V177H208ZM207 178V179H208ZM147 179V178H146ZM153 179V178H152ZM165 178H163L164 180ZM171 179V178H170ZM178 179V178H177ZM186 179V178H185ZM206 179V178H205ZM214 179V177H213ZM212 179V180H213ZM114 180V179H113ZM121 180V179H120ZM144 180V179H143ZM149 180V179H148ZM159 180V179H158ZM173 180V179H172ZM191 180H193V178L191 177ZM209 180V179H208ZM216 180V179H215ZM108 181V180H107ZM111 181V180H110ZM116 181V180H115ZM165 181H168L167 179ZM184 181V180H183ZM196 182H198L197 180H195ZM120 182V181H119ZM150 182V181H149ZM148 182V183H149ZM152 182V181H151ZM150 182V183H151ZM185 182V181H184ZM183 182V183H184ZM188 182V181H186ZM195 182V183H196ZM204 182V181H203ZM207 182V181H206ZM143 183V182H142ZM162 183V182H161ZM167 183V182H166ZM173 183V182H172ZM175 183V181H174ZM199 183V182H198ZM197 183V184H198ZM65 184V183H64ZM108 184V182H107ZM130 184V183H129ZM133 184V183H132ZM165 184V183H164ZM169 184V183H168ZM191 184V183H190ZM208 184V183H206ZM205 184V185H206ZM44 185V184H43ZM41 185V186H43ZM59 185V184H58ZM113 185L114 187L116 186V184L113 182ZM143 185V184H141ZM144 185L145 184V181H144ZM166 185V184H165ZM163 185V186H165ZM187 185V184H186ZM195 185V184H193ZM200 185V183H199ZM202 185V184H201ZM200 185V186H201ZM219 185V184H218ZM137 186V184H136ZM188 186V185H187ZM186 186V187H187ZM222 187V185H220ZM144 187V186H143ZM161 187V185H160ZM191 187V186H189ZM199 187V186H198ZM208 187V186H207ZM221 187L219 188L221 190ZM226 187V186H225ZM224 187V188H225ZM60 188V187H59ZM125 188V187H124ZM139 188V186H138ZM157 188V186H156ZM164 188V187H163ZM162 188V189H163ZM169 188V187H168ZM195 188V187H194ZM193 188V193H194V189ZM200 188V187H199ZM203 188V187H202ZM206 188V187H205ZM214 188V187H212ZM230 188V187H228ZM114 189V188H113ZM150 189V188H149ZM165 189V188H164ZM217 189V188H216ZM168 190V189H166ZM169 190H171V188H169ZM168 190V191H169ZM206 190V189H205ZM208 190V189H207ZM225 190V189H224ZM36 191V190H34ZM140 191V190H139ZM157 191V190H155ZM175 191V190H174ZM203 191V190H202ZM212 191V190H211ZM216 191V190H215ZM229 191V190H228ZM231 191V190H230ZM1 192V191H0ZM158 192V191H157ZM171 192V191H170ZM173 192V190H172ZM225 192V191H224ZM223 192V193H224ZM104 193V192H103ZM107 193V192H106ZM156 193V192H155ZM197 194V192H195ZM199 193H200V190H199ZM202 193V192H201ZM213 193V192H211ZM219 193V192H218ZM222 193V191H221ZM33 194V193H32ZM141 194V193H140ZM178 194V193H177ZM190 194V193H189ZM188 194V195H189ZM205 194V192H204ZM15 195V194H14ZM24 195V194H23ZM124 198L128 201H133L135 204H144L143 201H141L140 199L136 198V197H132V196H128L127 193L125 192L124 194ZM166 195V194H165ZM174 195V194H173ZM194 195V194H193ZM199 195V194H198ZM207 195V194H206ZM214 195V194H213ZM212 195V197H213ZM224 195V194H223ZM239 195V194H238ZM5 196V195H4ZM163 196V195H162ZM210 196V195H209ZM215 196V195H214ZM228 196V195H226ZM237 196V195H236ZM235 196V197H236ZM11 197V196H10ZM117 197V196H116ZM141 197V196H140ZM149 197V196H148ZM158 197V196H157ZM165 197V196H164ZM175 197V196H174ZM191 197L192 199L190 200H193L195 198H193L192 194H191ZM195 197V195H194ZM3 198V197H2ZM32 198V197H31ZM146 199V197H144ZM155 198V197H154ZM179 198V197H178ZM185 198V197H184ZM208 198V197H207ZM223 198V197H222ZM238 198V197H236ZM6 199V198H4ZM12 199V198H11ZM15 199V198H14ZM13 199V200H14ZM36 199V198H35ZM39 199V198H38ZM148 199V198H147ZM170 199V198H169ZM214 199V198H213ZM212 199V200H213ZM216 199V198H215ZM219 199V198H217ZM221 199V198H220ZM224 199V198H223ZM168 200V199H167ZM184 200V199H183ZM186 200V199H185ZM206 200V198L204 199ZM225 200V199H224ZM223 200V202H225ZM16 201V200H15ZM14 201V202H15ZM19 201V200H18ZM102 201V200H101ZM115 201V200H114ZM113 200H108V204L110 206H113L115 207L116 206V203L114 202ZM171 201V200H170ZM203 201V200H202ZM210 200H208V203H209ZM164 202V201H162ZM235 202V201H234ZM2 203V202H1ZM125 203V202H124ZM166 203V202H165ZM164 203V204H165ZM193 203V202H192ZM195 203V202H194ZM199 203V202H198ZM215 203V202H214ZM221 203V202H220ZM3 204V203H2ZM19 204V203H17ZM16 203H13L12 202H8V207H10L9 209H13V210H18V205ZM36 204V203H35ZM186 204V203H184ZM217 204V203H216ZM226 204V203H224ZM32 205V204H31ZM37 205V204H36ZM131 205V204H130ZM148 205V204H147ZM171 205V204H170ZM177 205V204H176ZM175 205V206H176ZM220 205V204H219ZM233 205V204H232ZM3 206V205H2ZM100 206V205H99ZM124 206V205H123ZM136 206V205H135ZM167 206V205H165ZM210 206V204H209ZM4 207V206H3ZM38 207H40L38 205ZM119 207V206H118ZM163 207V206H162ZM172 207V206H171ZM184 207V206H183ZM197 207V206H196ZM7 208V207H6ZM28 208V207H27ZM37 208V207H36ZM42 207H40L41 209ZM122 209V207H120ZM119 208V209H120ZM198 208V207H197ZM210 208V207H209ZM234 208V207H233ZM26 209V208H25ZM24 209V210H25ZM34 209V208H33ZM140 209V208H139ZM159 209V208H158ZM188 209V208H187ZM192 209V208H191ZM217 209V208H216ZM215 209V210H216ZM8 210V209H6ZM103 210V209H102ZM101 210V211H102ZM123 210V209H122ZM150 210V209H149ZM166 210V209H165ZM184 210V209H183ZM220 210V209H219ZM222 210V208H221ZM50 211V210H49ZM190 210H188L189 212ZM206 213H208V210L206 208ZM213 211V210H212ZM7 212V211H6ZM122 211H118V213L120 214ZM128 212V211H127ZM131 212V211H130ZM136 212V211H135ZM139 212V211H138ZM141 212V210H140ZM185 212V210H184ZM198 212V211H197ZM234 212V210L232 211ZM38 213V212H37ZM109 213V212H108ZM108 213H103V215H109ZM117 213V214H118ZM160 213V212H159ZM180 213V212H179ZM191 213V212H190ZM235 213V212H234ZM40 214V213H39ZM51 214V213H50ZM61 214V213H60ZM203 214V213H202ZM210 214V213H209ZM212 214V213H211ZM7 215V214H6ZM15 215V214H14ZM54 215V214H53ZM139 215V213H138ZM147 215V214H146ZM145 215V216H146ZM160 215V214H159ZM167 215V214H166ZM192 216V214H190ZM200 215V214H199ZM24 216V215H23ZM40 216V215H39ZM42 216V215H41ZM56 216V215H55ZM140 216V215H139ZM138 216V217H139ZM169 216V215H168ZM179 216V215H177ZM182 216V215H181ZM203 216V215H202ZM210 216V215H209ZM222 216V215H220ZM2 217V216H1ZM17 217V216H16ZM43 217V216H42ZM152 217V216H151ZM166 217V216H165ZM170 219L172 218L171 216H169ZM188 217V216H187ZM194 217V216H193ZM197 218V216H195ZM214 216L212 215V218ZM223 217V216H222ZM32 218V217H31ZM34 218V217H33ZM58 218V217H57ZM121 218V217H120ZM144 218V217H143ZM148 217H146L147 219ZM179 218V217H178ZM200 218V216H199ZM2 219V218H1ZM8 219V218H7ZM60 219V218H59ZM105 219V218H104ZM129 219V218H128ZM145 219V218H144ZM150 219V218H149ZM156 219V218H155ZM203 219V218H202ZM211 219V217H210ZM35 220V219H34ZM44 220V219H43ZM42 220V221H43ZM143 220V219H142ZM151 220V219H150ZM212 220V219H211ZM167 221V220H166ZM176 221V220H175ZM203 221V220H202ZM207 221V220H206ZM217 221V220H216ZM215 221V222H216ZM14 222V221H13ZM12 222V223H13ZM62 222V221H60ZM140 222V221H139ZM170 222V221H169ZM186 222V221H185ZM221 222V225H222V222L223 221H220ZM7 223V222H6ZM191 223V222H190ZM217 223V222H216ZM26 224V223H24ZM31 224V223H30ZM35 224V223H34ZM66 224V223H65ZM140 224V223H139ZM147 224V223H146ZM157 224V221H155V225ZM192 224V223H191ZM199 224V223H197ZM1 225V224H0ZM10 225V224H9ZM21 225V224H20ZM44 225V224H43ZM50 225V224H49ZM55 225V224H53ZM184 225V224H183ZM182 225V226H183ZM190 225V224H189ZM201 225V223L199 224ZM198 225V226H199ZM211 225V224H210ZM13 226V225H12ZM25 226V225H24ZM28 226V225H27ZM38 226V225H37ZM40 226V225H39ZM42 226V225H41ZM139 226V225H138ZM180 226V225H179ZM185 226V225H184ZM192 226V225H191ZM19 227V226H18ZM44 227V226H43ZM51 227V226H50ZM58 227V226H57ZM152 227V226H151ZM188 227V226H187ZM190 227V226H189ZM33 228V227H32ZM31 228V230H32ZM62 228V227H61ZM65 230L66 231V227L64 226ZM63 228V229H64ZM176 228V227H174ZM194 229V227H192ZM200 228V227H199ZM206 228V227H204ZM14 229V228H13ZM145 229V228H144ZM185 229H189V228H185ZM192 229V230H193ZM57 230V229H56ZM59 230V229H58ZM140 230V228H139ZM207 230V229H205ZM15 231V230H14ZM36 231V230H35ZM38 231V230H37ZM44 231V230H43ZM74 231V230H73ZM188 232V230H186ZM197 231V230H196ZM218 231V229H217ZM28 232V231H27ZM31 232V231H30ZM41 232V231H40ZM55 232H59V231H55ZM54 232V233H55ZM75 232V231H74ZM183 232V231H182ZM192 232V231H191ZM194 232V231H193ZM26 233V232H25ZM32 233V232H31ZM34 233V231H33ZM45 233V232H44ZM53 233V232H51ZM72 234V232H70ZM135 233V232H134ZM201 233V232H200ZM209 233V232H208ZM5 234V233H4ZM37 234V233H36ZM42 234V232H41ZM58 234V233H57ZM162 234V233H161ZM183 234V233H182ZM188 234V233H187ZM14 235V234H13ZM22 236V234H20ZM31 235V234H30ZM35 235V234H34ZM48 235V234H47ZM53 235V234H52ZM69 235V234H68ZM206 235V234H205ZM7 236V235H6ZM4 236V237H6ZM19 236V235H18ZM17 236V237H18ZM20 236V237H21ZM24 236V235H23ZM44 236V234H43ZM192 236V235H190ZM211 236V235H210ZM2 237V238H4ZM35 237V236H34ZM46 238V236H44ZM48 237V236H47ZM62 237V236H61ZM206 237V236H205ZM204 237V238H205ZM1 238V239H2ZM32 238V237H31ZM71 238V237H70ZM78 238V237H77ZM193 238V237H192ZM39 239V237H38ZM49 239V238H48ZM63 239V238H62ZM134 239V238H133ZM142 239V238H141ZM212 239V238H211ZM26 240V239H25ZM24 240V241H25ZM34 240V239H33ZM40 240V239H39ZM46 240V239H45ZM44 240V241H45ZM68 240V239H67ZM143 240V239H142ZM182 240V239H181ZM202 240V239H200ZM2 241V240H1ZM73 241V240H72ZM75 241V240H74ZM73 241V242H74ZM205 241V240H204ZM215 241V239H214ZM41 242V240H40ZM59 242H62V241H59ZM57 242V243H59ZM181 242V241H180ZM184 242V241H183ZM202 242V241H201ZM207 242V241H206ZM2 243V242H1ZM6 243V242H5ZM22 243V242H21ZM28 243V242H26ZM30 243V242H29ZM52 243V242H51ZM81 243V242H80ZM141 243V242H140ZM198 243V242H197ZM209 243V242H208ZM216 243V242H215ZM8 244V243H7ZM14 244V243H13ZM35 244V243H34ZM42 244V242H41ZM45 244V243H44ZM63 244V243H62ZM4 245V244H1V246ZM32 245V244H31ZM53 245V244H52ZM77 245V244H76ZM144 245V244H143ZM203 245V244H202ZM210 245V244H208ZM208 245H205L208 247ZM43 246V245H42ZM50 246V245H49ZM153 246V245H152ZM23 247V246H22ZM39 247V246H38ZM55 247H58L57 244L55 245ZM60 247V246H59ZM187 247V246H186ZM204 247V245H203ZM211 248H213V245L212 246H209ZM8 248V247H7ZM10 248V247H9ZM12 248V247H11ZM61 248V247H60ZM21 249V248H20ZM30 249V248H29ZM174 249V248H173ZM179 249V248H178ZM202 249V248H201ZM222 249V248H221ZM16 250V249H15ZM23 250V249H21ZM20 250V251H21ZM27 250V248L25 249ZM149 250V249H148ZM187 250V249H186ZM191 250V249H190ZM195 250V249H194ZM197 250V249H196ZM206 250V249H205ZM212 250V249H211ZM215 250V249H214ZM39 251V249H38ZM152 251V250H151ZM213 251V250H212ZM221 251V250H220ZM31 252V250L29 251ZM42 252V251H41ZM46 252V251H45ZM180 252V251H179ZM203 252V251H202ZM215 252V251H214ZM213 252V253H214ZM217 252V251H216ZM33 253V252H32ZM36 253V252H35ZM38 253V252H37ZM117 253V252H116ZM164 254V253H163ZM36 255V254H35ZM113 255V254H112ZM115 255V254H114ZM150 255V254H149ZM177 256H180L178 254H176ZM214 255V254H213ZM27 256V255H25ZM47 256V255H45ZM172 256V255H171ZM183 256V254H182ZM191 256V255H190ZM20 257V256H19ZM112 258V257H111ZM115 258V257H114ZM113 258V259H114ZM136 258V257H135ZM181 259V257H179ZM179 258H177V261H179ZM25 259V258H24ZM137 259V258H136ZM201 259V258H199ZM117 260V259H116ZM170 260V258H169ZM182 260H185L184 258ZM195 260V259H194ZM212 260V259H211ZM210 260V261H211ZM23 261V260H22ZM119 261V260H117ZM116 261V262H117ZM189 261V259H188ZM188 261H186L188 263ZM200 261H203V260H200ZM16 262V261H14ZM103 262V261H101ZM185 262V261H184ZM208 262V261H207ZM18 263V261H17ZM109 263V262H108ZM180 263V262H179ZM190 263V262H189ZM202 263V262H201ZM200 263V264H201ZM205 263V262H204ZM212 263V262H211ZM104 264V263H102ZM133 264V263H132ZM140 264V263H139ZM191 264V263H190ZM197 264V262H196ZM209 264V263H208Z\"/></svg>",
  "mask_w": 264,
  "mask_h": 264
}]
</instances>
